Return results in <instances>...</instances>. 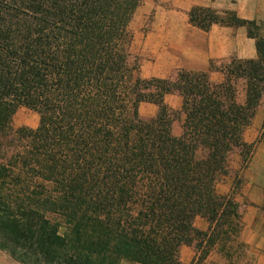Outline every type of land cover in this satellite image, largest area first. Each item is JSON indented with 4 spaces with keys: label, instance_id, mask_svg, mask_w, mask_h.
<instances>
[{
    "label": "trees",
    "instance_id": "1",
    "mask_svg": "<svg viewBox=\"0 0 264 264\" xmlns=\"http://www.w3.org/2000/svg\"><path fill=\"white\" fill-rule=\"evenodd\" d=\"M142 2L0 0V249L21 264H185L183 246L202 264L217 245L230 258L246 246L244 181L217 186L233 153L246 171L256 149L245 133L264 98L261 23L194 6L193 26L245 28L257 57L143 78L131 50ZM20 108L39 114L37 128L15 129Z\"/></svg>",
    "mask_w": 264,
    "mask_h": 264
},
{
    "label": "crops",
    "instance_id": "2",
    "mask_svg": "<svg viewBox=\"0 0 264 264\" xmlns=\"http://www.w3.org/2000/svg\"><path fill=\"white\" fill-rule=\"evenodd\" d=\"M149 1L153 0H148V6ZM194 6L219 11L235 10L243 19L264 22V0L153 1L150 7L155 16L151 26L147 31L136 34L134 40L135 52L141 58L143 78H175L180 69L207 71L212 60L257 57L255 40L248 37L245 28L213 25L210 31L205 32L193 26L189 20V12ZM210 76L214 82L222 80L219 72L213 71ZM165 100L174 110L182 107L181 96L168 95ZM146 106L154 105L142 104L140 112L145 110ZM232 186V181L228 178L219 182L217 189L220 194H228L232 191ZM257 186L252 190L251 185H248L242 191L253 205L243 209L244 228L241 238L245 244L256 247L262 253L257 264H264V216L258 208L264 202V186ZM207 226L202 229H207Z\"/></svg>",
    "mask_w": 264,
    "mask_h": 264
},
{
    "label": "rangeland",
    "instance_id": "3",
    "mask_svg": "<svg viewBox=\"0 0 264 264\" xmlns=\"http://www.w3.org/2000/svg\"><path fill=\"white\" fill-rule=\"evenodd\" d=\"M143 0L142 5L138 9L134 21L132 23V30L134 32V36L136 34L143 33L147 31L152 23V20L155 16L154 10L151 9L150 5H153V1ZM169 7V5H164ZM261 23V30L259 31V35L264 40V22ZM132 53L134 56H137L141 62V58L138 54H136L134 49V44L132 46ZM222 79L223 76L220 73ZM179 96V95H178ZM238 101L243 103L245 101V82L240 81L238 84ZM152 107V108H150ZM153 109V110H152ZM180 110V109H177ZM158 112V108L156 106H146L145 110L141 111V115L144 118H151L152 116H156ZM40 122V116L37 112L27 109L20 108L16 115L14 116V127L15 129L21 127H29V128H37ZM182 123L183 119L177 120L173 127V132L175 135H180L182 132ZM264 123V98L262 99L261 105L258 108L257 115L252 123V125L247 129L245 133V141L249 144L256 143V149L251 157V162L246 171H242L240 164L241 158L239 151H236L231 156V172L230 175L224 177L220 180L223 182L229 178L232 181V185L234 183V179L236 175H239L240 179L244 181L242 185V189L240 190L237 198L238 200L244 204L243 209L247 208L250 205H253L248 196H244L242 191L248 185H251V189L253 190L257 187L263 185L264 186V139L261 138L262 127ZM243 195V196H242ZM260 214L264 216V202L259 207ZM244 218V211H243ZM195 225L200 230L204 226H209L208 222L201 217H197L195 221ZM207 226V229H208ZM207 229L203 230L206 231ZM242 240V238H241ZM243 242V241H242ZM244 243V242H243ZM245 244V243H244ZM246 246L234 252L233 257L227 255V252H222V247L217 245L212 252L209 254L207 259H205L202 264H257L258 259L261 257V252L254 246H250L245 244ZM196 253L193 247L183 246L181 249V260L185 264H190L194 259ZM0 264H21L16 259H14L10 253L7 251L0 249ZM122 264H132L129 262H123Z\"/></svg>",
    "mask_w": 264,
    "mask_h": 264
}]
</instances>
